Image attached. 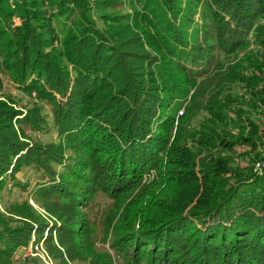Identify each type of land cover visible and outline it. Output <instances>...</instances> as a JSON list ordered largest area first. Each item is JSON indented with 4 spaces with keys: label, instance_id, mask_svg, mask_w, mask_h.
<instances>
[{
    "label": "trees",
    "instance_id": "obj_1",
    "mask_svg": "<svg viewBox=\"0 0 264 264\" xmlns=\"http://www.w3.org/2000/svg\"><path fill=\"white\" fill-rule=\"evenodd\" d=\"M51 1L58 13L47 0H0V57L6 55L16 78L25 84L30 78L28 92L51 103L59 134L58 144H29L14 125L20 114L3 102L0 185H20L17 174L30 166L42 179L30 192L36 200L71 212L81 208L82 230L66 242L60 238L55 248L65 264H116L115 253L125 264H264V137L255 125L231 134L235 128L229 130L224 119L231 118L229 107L220 104L198 137L205 156L200 150L190 154L182 129L186 111L202 109L206 93L207 106L217 103L218 89L211 93L198 83L222 67L219 55L249 50L252 32L264 48L263 26L254 30L264 0H125V13L115 8L122 0ZM50 22L60 44L53 52L44 50L53 41ZM147 42L157 57L146 52ZM258 61L249 63L260 69ZM230 73L242 78L238 69ZM192 88L197 93L188 101ZM262 94L264 89L256 95ZM24 117L18 122L37 127L45 121L31 111ZM218 146L247 149L239 159L217 160ZM198 157L214 161L198 164ZM170 163L191 191L157 218H143L144 209H111L97 223L82 210L93 209L101 195L118 208L135 200ZM20 210L38 225L44 221L29 201ZM114 213L121 218L115 224ZM28 228L0 237V264H15L17 248L31 239ZM98 231L110 250H97Z\"/></svg>",
    "mask_w": 264,
    "mask_h": 264
},
{
    "label": "rangeland",
    "instance_id": "obj_2",
    "mask_svg": "<svg viewBox=\"0 0 264 264\" xmlns=\"http://www.w3.org/2000/svg\"><path fill=\"white\" fill-rule=\"evenodd\" d=\"M52 6H56L54 8V13H58V4L55 5L51 0H47L46 7L52 9ZM115 8L120 9L122 13L128 11L125 0L116 3ZM49 24L51 26V31L47 34L56 31L53 28V22H50ZM99 25H101V27L104 26L103 23H100ZM259 26H263L262 29H264V16L260 17L255 23L254 30L258 32ZM253 33L254 32L250 34L252 45L249 50H240L230 57L219 55L217 61L222 62V67L215 68L210 74L199 81L198 84L201 85L202 88H206L207 85H209L211 93L216 91V89H218L219 93L217 103H210L212 105L207 106V101L210 97L209 94L206 93L207 96L202 97V100L200 101V106L203 110L194 106L190 113L188 110L186 111L184 116L186 118L183 121L184 127H182V129L185 130V132H183L186 139L184 146H186V149L190 150V154L191 150L193 152L200 150L202 156H205L208 153V150L204 147L205 144L199 143L202 141H200L198 137L201 136L200 132L206 130V128L203 129L204 124L208 126V122L213 120L211 116H214V114H212L211 110H220L218 104H220V106L224 105L229 107L227 110H229L228 112L232 119L227 116H224V119L226 120V123H229V130L235 128L234 131H230L231 134L237 135L241 131L250 132L255 125L259 130V135L264 137V94L256 95L259 90L264 89V48L258 47L256 43L257 38L254 37ZM49 37H52L53 41L52 43H49L50 45L45 47L44 50L50 52L59 50L60 44L57 41L58 37H56V34L53 33ZM153 47L155 48L154 44L152 46L147 42L145 45L146 52L157 57ZM4 48L5 47H3V49ZM7 50H11V48H8ZM256 59L259 60L258 65H261L260 69L258 66L249 63V61H255ZM6 62L7 57L2 53L0 57V105L4 102V105H7L8 108L14 109L17 112L16 115L20 114L19 116H16L13 121L21 134V138L24 137L23 140L27 141L29 144H58L59 134L52 125L53 113L51 103L44 100L40 95H37L36 90H32V93L28 92L25 86L29 84L30 78H28V82L25 84L24 81L15 77L16 74H13L10 66L7 67ZM234 69H238V73L242 74V78H235L234 73H230V71H233ZM194 93H197L196 89H190L187 96L188 101L193 95H195ZM210 106H213V108L211 109ZM30 111L32 114L40 115L45 118V121H41L39 125H36L37 127H35L33 123L30 124L27 122L23 124V122H18L20 117L23 118ZM181 114L182 113H180V115ZM12 116L14 115L12 114ZM46 121H49V124H47ZM234 123L236 124L233 125ZM246 149L247 147L244 146H236L233 150H230L229 148L221 149L220 146H218L215 148L216 151L213 158L220 160V156L229 157L237 155L236 158L239 159L241 153L245 152ZM239 152L240 155L238 156ZM213 158L212 160L210 157H206L205 159L204 157H198L196 159L199 162L198 164H203L204 161L207 163L214 161ZM200 160H202V162H200ZM240 164L245 166L246 161L240 160ZM201 166L204 167V165ZM57 169L60 170L62 167H57ZM177 172V170L174 171L173 163L168 164L162 169L158 177L154 175L152 182L147 183L148 187H145L142 190L140 197H137L133 201H131L133 198H130L129 200L127 199L123 202L120 208L116 207L115 203L107 196L101 195L97 198L93 209H89L88 206L82 210L87 213V216L91 220H97V223L100 222L99 216L104 215L105 213L107 215L111 209H115L116 212L118 209H121V211L124 212H133L139 209H144L145 212L143 218H157V212H163L165 209H168L171 202L178 203L177 201L182 200L186 193L191 191V189L185 188V186L189 185L190 181L183 177L184 173H181L182 175H180ZM160 176L161 178L159 179ZM17 177L19 178V181L21 180L20 185L13 183L0 185V237L15 229L20 230V233H25L28 227H30L28 229L30 232L32 231V234L31 239L25 246L17 248L14 255V263L65 264L59 255L60 253H58L59 246L61 245L60 238L66 242L68 237L77 234V230L83 228L82 219L84 217H81V208L78 207L77 209L74 207L71 212L68 210L66 211L58 205H54L53 208L48 207L47 201L36 200L30 192L40 185L42 179L39 177V172L31 169L30 166L22 168L17 174ZM27 201L37 209L41 216H44V221H41L40 225H38V222L29 220L18 214L22 213L20 207ZM144 202H146L147 206L146 204L144 206L142 205ZM189 208L190 206L185 210H189ZM59 212H61L64 217L66 216L64 221H61ZM67 213L68 216L65 215ZM114 214L112 217L115 224L121 218L120 214H115V216ZM77 220L78 222H75ZM147 220L151 221L152 219ZM64 227H67L66 230H64ZM94 227L96 228V226ZM99 231L101 234V230ZM99 231L96 235L97 250H110L108 244H105V242L101 240L102 237L99 235ZM63 255L64 259L66 258L67 260H70V254L68 252ZM123 257V255L115 253L116 264H125ZM71 264L88 263H81V261L75 260L71 261Z\"/></svg>",
    "mask_w": 264,
    "mask_h": 264
}]
</instances>
